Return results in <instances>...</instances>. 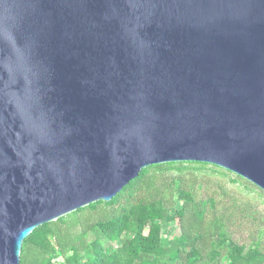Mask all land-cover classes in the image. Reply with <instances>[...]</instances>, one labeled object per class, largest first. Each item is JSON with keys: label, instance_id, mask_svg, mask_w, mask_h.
<instances>
[{"label": "water", "instance_id": "95a60500", "mask_svg": "<svg viewBox=\"0 0 264 264\" xmlns=\"http://www.w3.org/2000/svg\"><path fill=\"white\" fill-rule=\"evenodd\" d=\"M177 161L264 190V0H0V264Z\"/></svg>", "mask_w": 264, "mask_h": 264}, {"label": "trees", "instance_id": "16d2710c", "mask_svg": "<svg viewBox=\"0 0 264 264\" xmlns=\"http://www.w3.org/2000/svg\"><path fill=\"white\" fill-rule=\"evenodd\" d=\"M205 168L235 174L199 161L149 165L111 200L36 227L23 241L20 264H264L260 243L236 242L221 218L208 219L207 201L198 200L182 178L160 181L157 174ZM235 176L232 181L245 179ZM171 224L181 231L168 241Z\"/></svg>", "mask_w": 264, "mask_h": 264}, {"label": "rangeland", "instance_id": "374dc122", "mask_svg": "<svg viewBox=\"0 0 264 264\" xmlns=\"http://www.w3.org/2000/svg\"><path fill=\"white\" fill-rule=\"evenodd\" d=\"M157 174L160 181H170L172 177L182 178L185 188L193 190L198 200L207 201L208 219L218 216L236 242L246 244L247 247L260 243L264 251L263 189L256 187L254 183L246 182L245 179L232 181L231 178L237 177L235 174L227 175L211 168L182 171L172 169ZM144 193L143 189L141 194ZM167 226L165 238L170 241L179 235L181 230L174 224Z\"/></svg>", "mask_w": 264, "mask_h": 264}]
</instances>
